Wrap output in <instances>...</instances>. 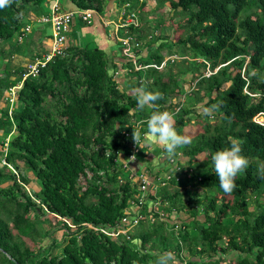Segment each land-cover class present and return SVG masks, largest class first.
Listing matches in <instances>:
<instances>
[{
  "label": "trees",
  "instance_id": "trees-1",
  "mask_svg": "<svg viewBox=\"0 0 264 264\" xmlns=\"http://www.w3.org/2000/svg\"><path fill=\"white\" fill-rule=\"evenodd\" d=\"M49 1L9 0L0 8V43H8V55L18 53L12 39L29 20L27 7L47 13ZM165 1L172 10L188 13L185 21L190 33L184 44H188L192 63L183 62V72L196 84L195 101L206 98L203 104L213 105L219 118L212 125L205 122L203 131H197L188 146L180 149L188 162L198 159L196 168L201 169L187 177L181 175L180 181L176 177L170 181L184 188L191 182L199 185L207 200L204 208L188 203L192 205L187 210L189 222L179 219L181 205L171 210L176 199L180 200L178 187L172 193L165 190L163 197L172 202L165 210V218L172 215V229L177 224L175 253L165 249L171 236L165 220L150 223L145 229L133 228L128 238L123 234L112 238L93 228H113L127 208L134 210L129 204L134 183L123 167L130 153V138L124 133L132 132L134 123L145 120L154 109H137L136 95L118 86L98 46H72L35 77L21 80L22 68L15 70L13 79L10 70L0 77V112L5 116L0 145L6 148L0 152L5 160L0 179L11 180L0 188V264H154L163 253H171L177 259L175 264H264V122L253 120L258 113H264V0ZM73 2L78 9L93 7L100 12L106 4V0ZM118 2H129L136 13L145 5L139 0ZM163 2L156 0L157 6ZM140 26H130L129 32L139 34ZM150 34L152 40H163L156 43L160 51L166 38ZM152 52V58L148 55L141 60L138 56V62L160 65L164 57ZM170 60L163 65L164 69L168 67L167 75L157 67L136 70L130 60L126 62L130 69L127 75L132 78L129 87L160 93L154 107L161 111L171 110L173 95L185 92L170 72L176 62ZM199 66L208 67L211 73H201ZM193 70H199L198 77L191 75ZM20 81L11 116L7 97L4 99L2 94ZM189 106L194 107L190 102L180 108L178 122H186L193 114L199 116L200 112ZM12 128L14 135L10 134ZM176 131L184 136L181 130ZM233 142L240 144L248 166L235 177L233 191L226 193L219 186L211 157ZM18 161L31 169L39 181V188L31 194L22 188L12 170L19 166ZM126 166L130 169L129 162ZM81 176L86 181L84 188L79 184ZM206 191L212 193L207 195ZM249 195L257 209L250 210ZM217 196L221 197L219 204ZM148 199L150 202L153 196ZM31 210L36 211L33 217ZM208 210L212 215H207ZM52 220L63 228L62 237H51V243L43 245L42 238L50 237L55 230ZM25 239L33 242L36 249L30 248ZM222 239L224 246L218 243ZM182 245L186 246V256L181 254ZM56 247L59 252L53 251Z\"/></svg>",
  "mask_w": 264,
  "mask_h": 264
},
{
  "label": "rangeland",
  "instance_id": "rangeland-1",
  "mask_svg": "<svg viewBox=\"0 0 264 264\" xmlns=\"http://www.w3.org/2000/svg\"><path fill=\"white\" fill-rule=\"evenodd\" d=\"M63 1L64 0H58V6L61 10H66L64 8L63 5ZM149 2V0H148ZM166 4H162L161 6H154L151 7L150 9H146L145 10H140V16L142 18L143 23H141V28H140V32L142 33L141 37H139L140 42H139V47H142L141 51L145 50L143 48L147 47L149 42L150 44H152L154 46V51L160 53L163 57L164 60L165 59H171L170 61H176L174 63V65H171L170 67V72L174 73V75L177 77V82L178 85L181 86V89L183 91H185L184 93H178L177 95H173V98L171 99V104H172V108L171 110H169L168 112L173 114V121H174V127H178L183 128L185 127V125H188L192 128H195L196 130L192 131L193 137L190 140V142L193 140L195 133L198 131L199 133H201L203 131L202 126L205 125V122L208 123L209 125L214 124L215 122H217L219 120V118L217 116H215V109H213V105L208 104L207 106H205L203 103L206 101V98H204V100L195 101V97L196 94H194V90H195V86L196 84L194 83L193 79H189V77H187L186 72H183V69L185 68V64L183 62H188L189 64H191L192 62L189 60L192 57H188L190 56V51L187 48L188 44H184V42L187 39V36L190 33V26L188 24H186L185 19L187 18V14L186 12H178V11H174L170 8V4L168 1H165ZM163 2V3H164ZM60 3V5H59ZM244 12V11H243ZM242 12V13H243ZM161 14L163 16H161ZM41 15V14H40ZM77 18V16H75L74 20ZM36 21V20H35ZM47 24V23H46ZM153 32L158 38L162 37V38H166L164 45L162 46V48H160V51L158 50V46H157V42L159 40L155 39L152 40L149 36H146L148 33ZM155 38V37H154ZM151 40V41H150ZM186 43V42H185ZM156 47V48H155ZM9 45L7 42L2 41L0 43V77H4V74L6 73V70H10V73H12V75L15 74L16 69H13V65L14 66H20L23 62H24V57L21 55H15V57H12L10 55H8V51H9ZM154 52H150L149 57L148 58H152L151 55H153ZM182 59H187L188 61H182ZM173 61V62H174ZM198 61H201V59H198ZM172 62V63H173ZM159 69H163L162 71L164 72L163 74L167 75V69H164L165 67L162 66L160 67V65H158ZM199 69L202 70L201 73L208 75L209 73H207L208 71V67L201 68V66H199ZM194 73H191V75L193 77H198V75L200 74L199 70L198 71H191ZM199 73V74H198ZM166 75H164V77H166ZM188 76H190V74H188ZM2 88V85H1ZM140 88V87H138ZM192 89V90H191ZM194 89V90H193ZM188 91H191L190 93ZM202 93V92H201ZM6 94V91L3 92L2 96ZM199 95V93H198ZM1 96V97H2ZM200 96V95H199ZM46 98L48 99V102H50V96H46ZM16 99V96L14 97V100ZM4 101V100H3ZM16 101V100H15ZM14 101V102H15ZM53 102V101H52ZM51 102V103H52ZM192 102L193 106H189L193 111L194 109H197V112H200L199 116L196 117L194 114L188 116V120L184 123H181L177 121V115L180 111V108L183 107H187L189 105V103ZM5 104V101H4ZM7 104V109H9L10 103H6ZM204 107V108H203ZM207 112L208 114L204 113ZM11 116H13L14 114H12V112L10 113ZM207 115V116H206ZM258 121H262L264 122V115L258 113V115L255 117ZM5 119V116L3 114H1L0 112V138H2L3 136V130L5 129V125L2 123V121ZM14 131V128L11 129L10 134ZM14 135V132L13 134ZM198 135V134H197ZM7 139L8 136L6 137ZM7 140H5L4 145H6ZM144 143L142 142V147H143ZM188 146V145H186ZM184 147V146H183ZM183 147L179 148V149H183ZM6 148H3L0 145V152L3 150L5 151ZM178 154V153H177ZM180 156V155H179ZM186 157V156H185ZM200 156L198 155V158ZM121 158L124 159L122 153H121ZM187 159V157H186ZM186 159H181L179 161V164H182V167L185 169V166L187 165L185 162ZM200 159V158H199ZM125 160V159H124ZM185 161V162H184ZM199 161L198 159H196V162ZM194 160L188 162V164L192 165V169H193V174L196 172V170L201 169V166L197 167V164ZM5 164V160L3 157L0 156V167ZM19 166L17 168H12L16 179L20 182V185L22 186V188L29 194H31L33 191H36L39 188V181L35 178L34 173L31 169L26 168L25 166H23V162L18 161ZM8 167H10L9 164H7ZM170 165L172 166L173 163H170ZM262 166H264V163H262ZM125 175H129V171L126 170ZM188 176H190V174H188ZM79 184L82 186V188L85 187L86 181L84 177H80L79 179ZM134 182V180L132 181ZM11 183V180H2L0 179V188L1 187H6ZM166 190V188H164ZM174 189L173 187H169V191H167L168 193H172ZM133 190H134V194L137 192V185L134 184L133 185ZM196 192H194V191ZM156 190H153V192ZM178 191L180 193V200L176 199L175 203H174V208L177 207V210L179 209L178 207H180L181 205V209L180 211H178V215H179V219H184L186 221L189 222V213H188V209L190 207H192V205L188 204V203H193L197 206V208H204V205L207 203V200L205 199V196H203V190L199 185H193V183L191 185H185V188L182 186H178ZM158 192H160L158 190ZM188 192V193H187ZM208 192L207 195H210V193H212V191H206ZM161 196H164L166 193L164 191L161 190L160 192ZM17 194H20V192H17ZM2 198V193L0 192V199ZM163 198H165L166 200H163ZM253 196L249 195L248 197V201H249V207L250 210L252 209H257V206L255 205V202L252 200ZM32 199L36 200V198L34 196H32ZM221 201V197L217 196V200L216 203L219 204V202ZM172 203L170 199H168L167 196L162 197L160 204L154 205V208L158 209L159 215H162V213L164 212V210H166V208L168 207V204ZM153 204L151 203L149 206L147 207H143V210L145 213H148L151 211ZM186 207V208H183ZM36 211L35 210H31L30 211V216L33 217L35 215ZM40 217L43 218L44 216L41 214L40 212ZM157 214L155 212L152 213V216L154 217V219L149 218L147 219L146 214H144L143 218H141V220L139 221V223L134 227L135 229H138L140 227H142L143 229L149 227L151 224L150 223H157V221H162L167 222L166 226V231L167 232H171V235L169 238H167L166 241V251H170L172 253L176 252V248H175V244L178 243V239H176V230L174 229H169V225L168 224V219L169 218H157L156 216ZM207 215H212V212L210 210L207 211ZM167 217V216H165ZM201 219L202 216H201ZM53 223V227L52 229L54 230V232L52 233V235L48 238H42L43 241H41V243L43 245L45 244H50L51 243V237H55L57 240H60V238L62 237V232H63V228H60V226L56 225L55 221L52 220ZM178 223H180L178 221ZM45 223L43 224V227H45ZM69 225L71 227V229H75L73 223L69 222ZM90 225V224H89ZM40 238V237H39ZM27 244L30 246V248H34L36 249V245H34L33 242H31L28 239H25ZM221 246L225 245V239H222L218 242ZM54 252H59V247L53 248ZM163 251V250H162ZM185 253V254H184ZM5 254V253H4ZM182 255L186 256V246L182 245ZM7 255V254H5ZM8 256V255H7ZM0 258L2 259L3 256L0 254ZM177 263V259H174L172 264ZM7 264V263H6Z\"/></svg>",
  "mask_w": 264,
  "mask_h": 264
},
{
  "label": "crops",
  "instance_id": "crops-1",
  "mask_svg": "<svg viewBox=\"0 0 264 264\" xmlns=\"http://www.w3.org/2000/svg\"><path fill=\"white\" fill-rule=\"evenodd\" d=\"M54 1L55 0H50L48 4H46L48 5V11L50 5ZM118 1L119 0H106V4L102 12L99 11V13H95L90 23H84L78 17L75 20L73 19L67 33L68 50L72 46H98L104 52L107 62V69L109 71L113 70V79L118 82V86L121 89H125L129 93L135 94V90L138 88L132 89L129 87L132 82V78L127 75V71H129L130 69H128L126 62L127 60H130L132 65H135L136 63H142L138 62L137 57H141V60L145 59V57L149 55L150 51L152 52V50H154V46L149 42L148 46L143 48L145 50L141 51L142 47H140L138 53H136V59H131L123 55L118 38L123 34L124 30L116 29L115 27V24L118 22V15H116L115 12H117V9L120 6ZM144 2L145 5L140 6L137 9V15L141 23H143V21L139 14L140 10H145V8L150 9L151 7L157 6L156 0H149V2L148 0H144ZM163 4L165 5L166 2H164ZM63 5L66 11H75L78 9L75 6L73 0H64ZM26 12L27 18L29 20L26 21L25 24L29 25L30 30L25 33L21 40H18V35L15 40L12 39L17 43L16 48L19 54L14 53L10 56L15 57V55L18 54L24 57V62L19 67L14 65L12 66L13 69L16 70L23 68V66L35 55H40L41 53L45 52L50 41V34L46 33V31L49 29V24L35 21L40 14H43V11H35L33 7L29 6L27 7ZM161 16L163 15L161 14ZM24 27L21 28L23 29ZM141 35V32H139V34L137 33L138 38L141 37ZM159 41L163 40L160 39ZM16 73L17 72H15L14 75H12L11 73L10 77L13 79L14 77H16ZM175 129L180 130V128L178 127H175ZM181 131L187 139H191L193 137V135H191L193 131L192 127L185 125L184 128H181ZM144 141L146 145L145 149L140 155L138 154L134 160L129 161L131 172L148 167L152 172L162 176L166 172L171 171L172 167L169 164L165 153H163V147L149 142L146 137ZM177 153L178 154L176 155V158L179 159V161L181 159H186L185 155L181 152L180 149H178ZM163 157H165L166 159H164ZM185 176L187 177V175ZM191 184L192 182L190 184L188 183L187 185ZM193 185H195V183H193ZM147 203L150 204L148 200ZM176 212L177 210L175 211V215ZM168 218V224L170 223L171 225L172 215L170 214ZM165 225H167V222L165 223Z\"/></svg>",
  "mask_w": 264,
  "mask_h": 264
},
{
  "label": "built area",
  "instance_id": "built-area-1",
  "mask_svg": "<svg viewBox=\"0 0 264 264\" xmlns=\"http://www.w3.org/2000/svg\"><path fill=\"white\" fill-rule=\"evenodd\" d=\"M139 1L141 2L144 0ZM95 13H99V11H97L93 7L77 9L75 11L61 10L58 6V1L55 0L50 5L49 11L47 13L41 14L36 18L37 22L49 24L51 34L49 35L50 41L48 48L40 55H35L23 66L21 80L25 79L26 77L37 76L41 68L47 66L54 60V58L63 57L64 55H66L68 50L67 33L69 31L70 24L72 23L75 16H77L84 23H90ZM115 13L116 15H118V22L115 24L116 29L124 30L123 34L118 38V41L121 44V51L123 55L127 56L128 58L136 59L139 40H137V38L134 36V33H130L128 31V27L132 26L134 28H137L139 27V25H141L137 13L133 8L130 7L129 2L120 4L117 12ZM29 30V25H26L23 29H21V33L18 35V40H21L25 33ZM150 33H148L146 36H149L151 38ZM166 60L167 59L163 60L160 63V67L165 64ZM147 66L158 68V65L153 63H136L134 65V68L137 70L143 67L145 68ZM207 73H211L209 69ZM21 82L22 81H20L16 85L9 87L7 90L6 96L8 102L10 103L8 109L9 114L11 113V105L14 103L16 90L18 89V87H20ZM254 120L258 121L256 118H254ZM139 122L140 121L135 122L134 125L136 126ZM124 134L125 136H128L130 138V141L128 143L130 153L126 158L127 162H129L131 160H134L137 157L138 153L142 150V141L144 139V134L143 132L141 133L140 147L135 143L133 139V130L130 133L125 132ZM127 162H124L123 167H125V169L129 171L130 174L128 175V177L132 181L134 180L133 183L137 185V192L133 194V198L129 201V204L134 207V210L131 211L129 208H127L124 215L119 219L117 225H115L113 228L93 227L94 229L102 232L105 235H109L112 238H117L122 234L126 238H128V233L139 223L144 214H146L147 219H154V217L152 216L153 212L157 214V218L163 219L166 216L165 211L162 213V215H159V210L154 208V205L160 204L162 196L160 194H157L156 191L153 192V190H157L158 187L166 186L168 184L167 179H169L171 175H167L166 177L155 176L154 178L153 176L151 177L148 169L146 168L131 172V168L129 169L126 166ZM176 179L179 180V178ZM150 195L153 196V199H151L150 201V204L152 203L153 206L150 212L145 213L143 207L145 203H147V199ZM171 210L173 211L174 207H171ZM174 225L175 226L173 227V229L177 230V224L175 223Z\"/></svg>",
  "mask_w": 264,
  "mask_h": 264
},
{
  "label": "clouds",
  "instance_id": "clouds-1",
  "mask_svg": "<svg viewBox=\"0 0 264 264\" xmlns=\"http://www.w3.org/2000/svg\"><path fill=\"white\" fill-rule=\"evenodd\" d=\"M8 2L9 0H0V8L5 7ZM134 36L140 42V39L138 38L136 33H134ZM8 88L5 90L6 94ZM6 94L4 95V99ZM135 95H136V107L138 110L143 111L146 106L154 109L152 113L145 120H142L139 123H137L135 129H133V139L135 143L140 147L141 133L143 132L144 139L142 142L144 143V145L141 151L145 149L146 145L144 140L146 137L149 142L162 146L169 164L173 163V165L171 166L172 170L166 172L164 175L161 176V177H166L167 175H171V177L167 179L168 184L166 186L157 188L156 190L157 194H161L160 193L161 190L165 192L164 188H166V190L169 191V187H173V186L178 187L176 183L171 184L170 181L172 177L179 178V180L177 181H180L181 175L188 176V174H191V172L193 171L192 165L188 164V160H186L187 165L185 166L184 169L182 167V164H179V159L176 158L178 149L188 145L190 143V140L184 137L183 135L178 134V132L176 131L174 127L172 113L168 111H161L158 108L154 107L155 102L161 98L160 93L158 92L154 93L147 91L143 88H138L135 90ZM260 114L264 115L263 112H260ZM257 115L253 117V120ZM260 123H262V121ZM241 153H242V149L240 144L237 142H233L231 146L215 151L211 157L212 166L219 180V186L226 193H230L233 191L235 187L234 184L235 177H237L238 174L244 172L248 166L247 159ZM146 169H148L151 177L153 176L155 178V176H160L157 173L152 172L151 169H149L148 167H146ZM199 179L200 178H198V180ZM158 190L160 192H158ZM169 205L170 203L168 204V207H170ZM172 224L173 223L171 222V225ZM171 225H169L170 227L169 229H172ZM173 260L174 257L171 253H163L156 257L154 264H172Z\"/></svg>",
  "mask_w": 264,
  "mask_h": 264
},
{
  "label": "water",
  "instance_id": "water-1",
  "mask_svg": "<svg viewBox=\"0 0 264 264\" xmlns=\"http://www.w3.org/2000/svg\"><path fill=\"white\" fill-rule=\"evenodd\" d=\"M46 33H47V34H51V31H50V29H48V30L46 31Z\"/></svg>",
  "mask_w": 264,
  "mask_h": 264
},
{
  "label": "bare ground",
  "instance_id": "bare-ground-1",
  "mask_svg": "<svg viewBox=\"0 0 264 264\" xmlns=\"http://www.w3.org/2000/svg\"><path fill=\"white\" fill-rule=\"evenodd\" d=\"M44 14V13H43ZM26 26V25H25ZM50 29V28H49ZM7 139V138H6Z\"/></svg>",
  "mask_w": 264,
  "mask_h": 264
}]
</instances>
